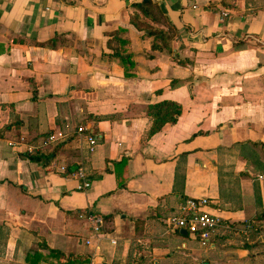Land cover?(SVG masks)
<instances>
[{"label": "crops", "instance_id": "1", "mask_svg": "<svg viewBox=\"0 0 264 264\" xmlns=\"http://www.w3.org/2000/svg\"><path fill=\"white\" fill-rule=\"evenodd\" d=\"M137 1L0 0V264H264L244 237L228 246L244 232L229 224L264 211L245 156L264 159V3L152 0L146 19L171 32L169 50L131 23ZM120 26L131 76L106 54ZM162 99L181 113L143 140L145 107ZM79 125L97 137L91 152ZM197 196L222 219L207 246L169 222Z\"/></svg>", "mask_w": 264, "mask_h": 264}, {"label": "trees", "instance_id": "2", "mask_svg": "<svg viewBox=\"0 0 264 264\" xmlns=\"http://www.w3.org/2000/svg\"><path fill=\"white\" fill-rule=\"evenodd\" d=\"M156 4L152 0H141L137 2H133V12L130 15L131 23L140 30H143L146 35H150L153 37L152 47H160V44L157 42L161 41L162 46L170 50L169 41L171 39V32L165 30L163 28L152 25L146 17H151L146 5ZM139 10V11H138ZM110 38L108 39V46L111 48V51L106 53L109 57H115L119 59L121 64H123L125 68V75H133L131 70L133 69L135 62L133 60V53L130 49V41L127 35V28L120 26L117 29L110 32ZM41 44H48L51 46L55 45V39H50L46 42H40ZM182 110V106L180 102L171 100V99H162L156 102H151L145 107V114L149 117V123L144 131L143 140H147L153 133L159 131L166 123H174L178 116L180 115ZM18 119L12 120L11 123L17 124ZM253 143H257L253 141ZM26 156L31 160H40L42 158V153H26ZM247 160L251 162L254 166L255 174L254 178L256 180V174L264 170V159L257 158L254 155L251 157L248 154H245ZM178 180L183 184L184 182V166L177 165L175 168V176L174 183L177 184ZM256 200L260 204V195L258 188H255ZM264 220V211L259 210L257 214H255L250 219L242 222L240 225L237 223L229 224V228H231L230 232H233L237 229H242V237L246 240L244 246L247 248L257 247L260 244L257 239L264 233V224L262 222ZM216 237V234H215ZM252 241V244H248V241ZM48 248L47 246H45ZM49 253L51 255H57L59 261L68 262L71 261L64 254L57 250L48 248ZM264 253V251H263ZM38 257L34 256L30 263L37 264Z\"/></svg>", "mask_w": 264, "mask_h": 264}, {"label": "built area", "instance_id": "3", "mask_svg": "<svg viewBox=\"0 0 264 264\" xmlns=\"http://www.w3.org/2000/svg\"><path fill=\"white\" fill-rule=\"evenodd\" d=\"M77 131L83 133L86 138L87 151H93L98 140L93 131L86 125H79ZM53 139V135L49 134L42 140V145L47 144ZM28 152L41 150V144H29L24 148ZM72 176L83 181V186L88 187V175L82 165H79L72 173ZM256 180L264 183V170L256 174ZM210 199L207 196L186 197L181 200L175 212L169 217L172 226L178 229H185L193 234L201 245L210 244L212 236L219 226L222 225V219L207 209ZM87 218L99 222V217L88 214ZM114 242V239H111Z\"/></svg>", "mask_w": 264, "mask_h": 264}, {"label": "rangeland", "instance_id": "4", "mask_svg": "<svg viewBox=\"0 0 264 264\" xmlns=\"http://www.w3.org/2000/svg\"><path fill=\"white\" fill-rule=\"evenodd\" d=\"M255 5L263 6L264 0H251ZM264 224V223H263ZM232 240L228 244V246H232V248L239 247L242 244V233L236 231V233L232 234ZM261 245L254 247L253 250H263L264 251V233L257 239ZM264 263V259H262Z\"/></svg>", "mask_w": 264, "mask_h": 264}, {"label": "water", "instance_id": "5", "mask_svg": "<svg viewBox=\"0 0 264 264\" xmlns=\"http://www.w3.org/2000/svg\"><path fill=\"white\" fill-rule=\"evenodd\" d=\"M182 231H184V232H185L186 230H185V229H182Z\"/></svg>", "mask_w": 264, "mask_h": 264}]
</instances>
